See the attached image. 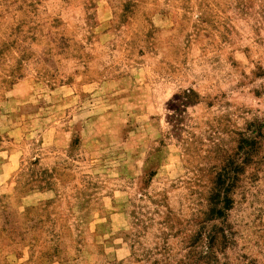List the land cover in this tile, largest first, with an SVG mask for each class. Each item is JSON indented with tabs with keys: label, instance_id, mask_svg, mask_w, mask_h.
I'll return each instance as SVG.
<instances>
[{
	"label": "rangeland",
	"instance_id": "rangeland-1",
	"mask_svg": "<svg viewBox=\"0 0 264 264\" xmlns=\"http://www.w3.org/2000/svg\"><path fill=\"white\" fill-rule=\"evenodd\" d=\"M0 264H264V0H0Z\"/></svg>",
	"mask_w": 264,
	"mask_h": 264
},
{
	"label": "trees",
	"instance_id": "trees-1",
	"mask_svg": "<svg viewBox=\"0 0 264 264\" xmlns=\"http://www.w3.org/2000/svg\"><path fill=\"white\" fill-rule=\"evenodd\" d=\"M227 204V203H226Z\"/></svg>",
	"mask_w": 264,
	"mask_h": 264
}]
</instances>
